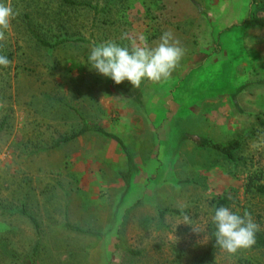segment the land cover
Segmentation results:
<instances>
[{
    "label": "rangeland",
    "instance_id": "rangeland-1",
    "mask_svg": "<svg viewBox=\"0 0 264 264\" xmlns=\"http://www.w3.org/2000/svg\"><path fill=\"white\" fill-rule=\"evenodd\" d=\"M0 2L19 13L0 48V264L36 247L37 264H195L225 197L264 234V197L247 192L264 184V0ZM169 30L185 55L167 82L134 89L88 64L94 43L155 46ZM85 123L123 141L131 170L99 133L57 146ZM206 264H264V251Z\"/></svg>",
    "mask_w": 264,
    "mask_h": 264
},
{
    "label": "clouds",
    "instance_id": "clouds-1",
    "mask_svg": "<svg viewBox=\"0 0 264 264\" xmlns=\"http://www.w3.org/2000/svg\"><path fill=\"white\" fill-rule=\"evenodd\" d=\"M18 15V11L9 3L0 2V48L5 46L12 31L13 21ZM127 38V33L121 37ZM184 55L185 49L169 30L161 35L155 46H150L143 34L125 46L118 45L115 41L94 43L90 47L88 64L100 75L113 80L115 84L128 81L137 89L145 80L153 84L169 81L180 66ZM11 63L6 56L0 54V67L8 68ZM2 106L0 104V107ZM211 220L215 226V231L211 235L215 237L216 247L229 256L236 255L242 250H251L255 245L260 226L249 212L245 211L241 216L228 207L220 206L214 209ZM180 224L191 226V218L184 214ZM193 231L203 234L204 242L209 239L206 230L193 228Z\"/></svg>",
    "mask_w": 264,
    "mask_h": 264
},
{
    "label": "trees",
    "instance_id": "trees-1",
    "mask_svg": "<svg viewBox=\"0 0 264 264\" xmlns=\"http://www.w3.org/2000/svg\"><path fill=\"white\" fill-rule=\"evenodd\" d=\"M98 12V11H97ZM261 26H264V24H261ZM67 41L63 40V41H58L55 43H50L46 40H41L39 39V44L44 47V48H48V49H56L59 48L61 45H63L64 43H66ZM88 133H99L102 135L107 136L108 138L115 140L116 142H118V144L122 147V149L124 150V152L127 155L128 158V163H129V168L131 170L132 168V156L130 154V152L128 151L127 147L125 146V144L123 143V141L118 138L115 135L109 134L107 132H105V130L103 128H101L99 125H93V124H83L81 130L66 139H63L62 141H60L59 143H57V146H62L72 140H74L75 138H78L80 136H83L85 134ZM205 148H211L217 152H220L222 154L227 155L229 158H231V153L230 151L232 149L235 148V145L229 147V148H223L220 145H213L211 143H205L202 145ZM247 192L248 193H253L259 196L264 197V184H260V185H256L253 182H250L247 186ZM229 202V198L225 197L222 198L220 200L215 201L216 203V208L220 207V206H225L228 204ZM35 228H37V230L39 229V225L37 223V221L35 219H31ZM79 232H82L80 229H76ZM215 231V226L213 228V232ZM254 250H260V251H264V234L261 233L260 231L257 232L256 234V243L253 246ZM220 249L218 247H216V241H215V237H212V240L210 242V244L207 246V248L201 253L200 259L195 263V264H206V263H210L213 260L214 255L219 251ZM37 247L34 249L33 254L30 257V260L28 261V264H37Z\"/></svg>",
    "mask_w": 264,
    "mask_h": 264
},
{
    "label": "crops",
    "instance_id": "crops-1",
    "mask_svg": "<svg viewBox=\"0 0 264 264\" xmlns=\"http://www.w3.org/2000/svg\"><path fill=\"white\" fill-rule=\"evenodd\" d=\"M89 134V133H88ZM85 135H87V134H85ZM84 136V135H83ZM81 137V136H80Z\"/></svg>",
    "mask_w": 264,
    "mask_h": 264
}]
</instances>
